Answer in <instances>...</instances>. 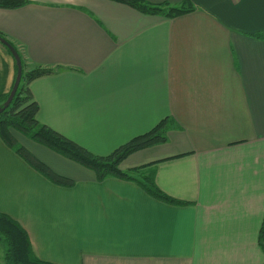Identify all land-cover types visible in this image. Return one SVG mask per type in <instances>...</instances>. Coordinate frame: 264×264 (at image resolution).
Instances as JSON below:
<instances>
[{
    "label": "crops",
    "instance_id": "obj_1",
    "mask_svg": "<svg viewBox=\"0 0 264 264\" xmlns=\"http://www.w3.org/2000/svg\"><path fill=\"white\" fill-rule=\"evenodd\" d=\"M152 3L184 0H147ZM170 18L114 0H28L0 8V38L29 64L38 119L107 155L162 119L168 141L129 155L171 205L96 174L14 130L74 187L54 184L0 137V211L57 264H264V0H191ZM15 59L0 40V96ZM1 264V261H0Z\"/></svg>",
    "mask_w": 264,
    "mask_h": 264
},
{
    "label": "trees",
    "instance_id": "obj_2",
    "mask_svg": "<svg viewBox=\"0 0 264 264\" xmlns=\"http://www.w3.org/2000/svg\"><path fill=\"white\" fill-rule=\"evenodd\" d=\"M28 0H0V8H17ZM125 3L143 13L163 15L174 18L193 12L197 7L191 0H184L180 4L165 1L152 3L147 0H114ZM257 38H264V33L255 34ZM6 43L3 47L15 59V79L10 92L0 96V108L10 96L19 71L22 68V78L18 90L9 105L0 113V137L4 143L22 157L31 167L56 185L74 187V179L61 175L49 165L40 160L15 137L16 130L35 142L52 151L91 169L95 172L99 182L112 176L138 183L149 195L171 205H188L189 201L178 199L161 190L154 179V172L149 166L136 167L125 171L120 164L132 153L141 149L165 143L168 141V132L176 120L170 116L162 119L149 131L137 135L130 141L116 148L107 155H98L82 144L70 139L38 119L40 109L30 89V83L43 75L55 72L52 68H45L29 64L22 51L14 43L2 37ZM19 56L16 59L14 52ZM19 62V63H18ZM259 243L264 251V221L259 234ZM0 244H3L4 255L2 264H57L40 259L34 251L27 230L10 215L0 211Z\"/></svg>",
    "mask_w": 264,
    "mask_h": 264
},
{
    "label": "water",
    "instance_id": "obj_3",
    "mask_svg": "<svg viewBox=\"0 0 264 264\" xmlns=\"http://www.w3.org/2000/svg\"><path fill=\"white\" fill-rule=\"evenodd\" d=\"M0 40L3 42V43H6L5 40L2 38H0ZM14 54H15V57L16 59L19 61V56L17 55V53L15 51H13ZM19 63V62H18ZM21 78H22V68H21V65L19 63V71L17 73V77H16V81L14 83V86H13V89L10 93V96L8 97V99L4 102V106L0 108V113L7 107H9V105L11 104L17 90H18V87H19V84H20V81H21Z\"/></svg>",
    "mask_w": 264,
    "mask_h": 264
},
{
    "label": "rangeland",
    "instance_id": "obj_4",
    "mask_svg": "<svg viewBox=\"0 0 264 264\" xmlns=\"http://www.w3.org/2000/svg\"><path fill=\"white\" fill-rule=\"evenodd\" d=\"M4 249H5L4 245L0 244V261H1V264L3 262Z\"/></svg>",
    "mask_w": 264,
    "mask_h": 264
}]
</instances>
